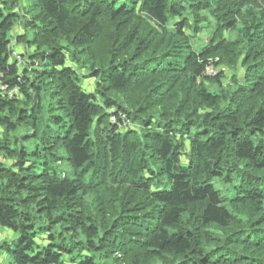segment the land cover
Listing matches in <instances>:
<instances>
[{"label": "trees", "instance_id": "16d2710c", "mask_svg": "<svg viewBox=\"0 0 264 264\" xmlns=\"http://www.w3.org/2000/svg\"><path fill=\"white\" fill-rule=\"evenodd\" d=\"M0 84L7 264H264V0H0Z\"/></svg>", "mask_w": 264, "mask_h": 264}, {"label": "rangeland", "instance_id": "374dc122", "mask_svg": "<svg viewBox=\"0 0 264 264\" xmlns=\"http://www.w3.org/2000/svg\"><path fill=\"white\" fill-rule=\"evenodd\" d=\"M17 30H18V28H17ZM202 36H203L202 39H204V40L207 38L206 33H204ZM93 85H94V80H93V78H85V79H84L83 86H84L87 90H92ZM24 143H25V144L30 143V139H26V140L24 141ZM3 160H4V158L0 155V162L3 161ZM5 232L8 233V234L6 235V239H5V240H6V241H9V243L12 244L11 241H10V239H12L14 236H12V233H11L9 230L4 229L3 227L0 226V235H1V233H5ZM3 236H4V234H3ZM11 259H12V255H11L10 253H8L7 251H5L4 248H0V262H1L2 264H7Z\"/></svg>", "mask_w": 264, "mask_h": 264}, {"label": "crops", "instance_id": "0c3cea01", "mask_svg": "<svg viewBox=\"0 0 264 264\" xmlns=\"http://www.w3.org/2000/svg\"><path fill=\"white\" fill-rule=\"evenodd\" d=\"M3 234H4V236H3ZM7 234H8L7 232L1 233V235H0V241L6 239V235Z\"/></svg>", "mask_w": 264, "mask_h": 264}, {"label": "built area", "instance_id": "2783aa9c", "mask_svg": "<svg viewBox=\"0 0 264 264\" xmlns=\"http://www.w3.org/2000/svg\"><path fill=\"white\" fill-rule=\"evenodd\" d=\"M0 89H3V86L0 84Z\"/></svg>", "mask_w": 264, "mask_h": 264}]
</instances>
